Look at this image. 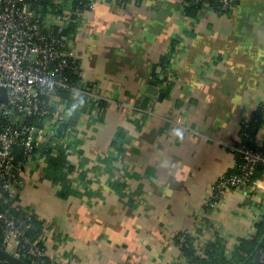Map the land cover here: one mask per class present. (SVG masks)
Returning <instances> with one entry per match:
<instances>
[{"label": "crops", "instance_id": "crops-1", "mask_svg": "<svg viewBox=\"0 0 264 264\" xmlns=\"http://www.w3.org/2000/svg\"><path fill=\"white\" fill-rule=\"evenodd\" d=\"M184 1L94 0L62 35L98 99L54 97L72 133L50 144L53 164L40 144L6 199L41 222L55 264H181L186 231L197 253L218 237L229 258L264 216V191L212 197L259 108L264 149V0L190 14Z\"/></svg>", "mask_w": 264, "mask_h": 264}, {"label": "built area", "instance_id": "built-area-1", "mask_svg": "<svg viewBox=\"0 0 264 264\" xmlns=\"http://www.w3.org/2000/svg\"><path fill=\"white\" fill-rule=\"evenodd\" d=\"M29 1L43 0H0V96L4 88L6 99L0 101V241L6 251L28 258L32 264H43L45 260H53L41 245L39 235L35 238L26 235L32 227L33 215H15L3 204L20 187L19 172L37 147L45 142L57 143L66 133H72L69 128L62 138L54 136L59 122L53 102L56 91L67 90L96 100L98 95L78 86L68 75L69 71L77 70V62L59 33L72 23L76 11H50L42 15L32 9ZM192 1L212 4L224 11L233 9L237 3V0ZM187 3L184 1L183 5ZM93 5L94 0H88L85 8ZM124 109L121 107L122 112ZM230 147L241 162L237 163L236 171H226L214 183L212 197L229 188L263 192L264 171L259 178H253V174L258 163L264 164V154L243 144L233 143ZM19 153L23 158H18ZM187 236V231L179 234V247ZM257 252L263 261L264 246Z\"/></svg>", "mask_w": 264, "mask_h": 264}, {"label": "trees", "instance_id": "trees-1", "mask_svg": "<svg viewBox=\"0 0 264 264\" xmlns=\"http://www.w3.org/2000/svg\"><path fill=\"white\" fill-rule=\"evenodd\" d=\"M186 1H188V3L184 5V10H183L185 14L188 13L190 14L191 12L190 10H197L202 5V3H195L192 0H186ZM62 2L63 3H59L58 5L57 3H52L51 0H43L37 3L29 1L32 9H34L36 12H39L40 5L43 6L41 12L42 15H44L48 11V9H50L54 13L60 12L64 9L63 7H68V6L70 11H78L84 9L86 7L85 5L88 2V0H63ZM74 15L75 13H73V18ZM72 29H73V24L70 23L59 33V36L62 37V35L66 34L68 31ZM68 75L71 77L73 82L77 83L78 86H81L82 82L79 76L78 68L76 71L75 70L69 71ZM55 95L59 98L68 99L70 92L67 90L59 89L56 91ZM96 103H97L96 106L102 107L104 102L97 101ZM261 118H262L261 108H259L253 114L252 123L241 125L235 143L243 144L252 149L259 150L262 154H264V149L260 145H258L255 141V131H254V128L260 124L262 120ZM50 144H51L50 142H45L44 143L45 149L42 152L46 154L48 163L50 164L51 162L53 164V160L51 159L52 145ZM115 144L116 142L113 143V145ZM56 147L57 146H55V148ZM18 158L19 159L23 158L22 153H19ZM235 160L236 163L241 162V159L238 156L235 157ZM236 169L233 171H236ZM263 171H264V164L258 163L255 172L253 174V178L261 177ZM9 205H14V204H12L9 200L3 204V206H6L11 213L18 216H23L22 214H19L17 208H9L8 207ZM40 231H41V222L34 217L32 222V227L26 231V235L29 236L30 238H35L38 236ZM0 246L2 247L1 241H0ZM262 246H264V216L255 223L254 236L250 240H243V241L241 240L240 245L234 246L229 253L230 254L229 258H227V255L225 253V242L222 239L216 237L215 240L207 242L204 245L203 250L200 253H197L195 248L192 246L191 237L187 236L186 241L180 247L181 252L185 257V261H183V263L181 264H264V260L261 261V257L257 252V249ZM23 260L27 262H31V260L28 258H23ZM0 264H8V263H3L0 260ZM43 264H55V263L49 260H45Z\"/></svg>", "mask_w": 264, "mask_h": 264}, {"label": "water", "instance_id": "water-1", "mask_svg": "<svg viewBox=\"0 0 264 264\" xmlns=\"http://www.w3.org/2000/svg\"><path fill=\"white\" fill-rule=\"evenodd\" d=\"M43 6H39V11L42 10ZM30 8V5L28 6ZM1 93L2 95L0 96V101H5V96L3 95L4 93V88H1ZM11 118H14V114H12ZM67 122L66 121H59L54 129V135L57 138H62L65 134L66 128H67ZM40 126V125H38ZM0 260L3 263H8V264H32L30 262H27L23 260L22 258L6 251L4 248L0 246Z\"/></svg>", "mask_w": 264, "mask_h": 264}, {"label": "clouds", "instance_id": "clouds-1", "mask_svg": "<svg viewBox=\"0 0 264 264\" xmlns=\"http://www.w3.org/2000/svg\"><path fill=\"white\" fill-rule=\"evenodd\" d=\"M178 134H182V133H179V132H178Z\"/></svg>", "mask_w": 264, "mask_h": 264}]
</instances>
